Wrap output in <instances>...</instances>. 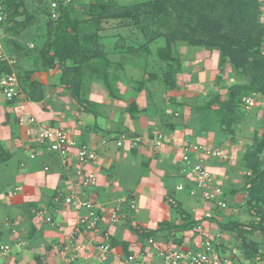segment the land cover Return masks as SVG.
Returning <instances> with one entry per match:
<instances>
[{
	"label": "crops",
	"instance_id": "1",
	"mask_svg": "<svg viewBox=\"0 0 264 264\" xmlns=\"http://www.w3.org/2000/svg\"><path fill=\"white\" fill-rule=\"evenodd\" d=\"M9 38L4 34V44ZM4 51L17 58L18 69L26 68L30 57H21L5 45ZM196 54L195 64L201 62L202 71L182 75L175 88H168L155 75L130 80L133 84L125 81L126 70L133 68L128 61L125 72L120 68L114 81L93 78L85 91L71 94L57 84L53 70L35 61L31 66L39 67V72L26 80L24 72L22 98L9 102L0 94V245L7 247L0 252V264H101L94 251L101 237L85 231L75 235L77 218L86 212L64 205L63 198L72 193L99 212L100 231L109 233L108 245H115L109 257L114 264L123 255L121 244L135 253H153L138 231H153L162 220L179 226L185 212L198 220L203 207L196 203V208L187 210L179 200L178 193L189 197V182L181 174L182 149L186 141L213 146L215 136L202 129L187 91L211 84L218 74V53ZM105 85H110L112 96ZM31 127L63 129L93 151L95 159L85 169L94 173L96 184L80 187L58 155L27 136ZM155 134L162 137L156 149ZM120 137L137 139L138 146L129 149L125 142L118 147ZM208 164L215 176L224 171L221 165ZM179 185L185 190L178 191ZM112 211L120 220L109 225ZM174 239L187 240L184 232Z\"/></svg>",
	"mask_w": 264,
	"mask_h": 264
},
{
	"label": "rangeland",
	"instance_id": "2",
	"mask_svg": "<svg viewBox=\"0 0 264 264\" xmlns=\"http://www.w3.org/2000/svg\"><path fill=\"white\" fill-rule=\"evenodd\" d=\"M242 1L58 0L59 9L67 10L59 26V9L56 19L51 16L52 0H12L6 32L10 38L4 45L21 57H30L23 71L16 68L20 77L25 72L26 80L39 72V67L31 66L36 61L44 69L53 70L57 84L71 94L85 91L93 78L107 76L105 81H114L128 61L133 68L126 70L125 81L134 83L155 75L168 88L171 84L175 88L177 80L184 79L182 75L195 74V69L202 71L201 62L195 64L196 53L217 52L218 74L211 84L185 88L191 95V108L200 114L202 129L208 128L207 132L215 136L213 146L197 143L196 156L203 159L207 170L208 163L224 169L216 176L208 171L210 183L221 187L215 201L226 203L225 209L213 211L217 220L210 224L216 225L209 226L208 232L222 250L219 253L228 255L232 264H264V204L259 202L261 197L254 187L257 180L264 189V0H253L257 30L263 34L258 48L250 50L258 66L235 69L232 50L240 51L245 44L238 41L241 35L236 27L243 21L233 10H239ZM178 4L185 8L183 12ZM227 6L232 7L233 22L225 11ZM202 41L212 47L205 49ZM215 43L225 50L217 51ZM141 46H146L147 52L139 49ZM167 46L171 53L168 62L160 56ZM253 62L249 58L246 64ZM244 100H251L253 105L246 109ZM160 140L155 149L161 146ZM178 195L187 210L196 208V203L205 205L197 196Z\"/></svg>",
	"mask_w": 264,
	"mask_h": 264
},
{
	"label": "built area",
	"instance_id": "3",
	"mask_svg": "<svg viewBox=\"0 0 264 264\" xmlns=\"http://www.w3.org/2000/svg\"><path fill=\"white\" fill-rule=\"evenodd\" d=\"M4 1L6 0H0V94L6 101L10 102L22 98L24 93L16 71L18 60L16 57L8 56L4 51V28L7 17ZM50 5L52 8L51 16L56 19L57 11L60 7L58 0H52ZM3 68L7 71H3ZM244 102H246V109L248 106L253 105L251 100H244ZM29 124H32V120L29 121ZM26 134L37 145L45 146L48 151L58 155L62 164L74 172L80 187H92L96 184L94 173L85 169L87 164L94 161V152L89 150L85 144L76 141L67 131L51 127L38 129L31 127L26 131ZM160 139L161 135L157 134L154 137L152 146L158 147ZM125 142L129 149H133L138 146L139 141L137 139L124 141V138L120 137L116 145L123 147ZM196 150H198L197 144L188 143L187 141L184 143L181 157V174L189 182L188 190H186L188 196L201 198L205 205L196 221L197 224L192 226L189 231L184 232V238H187V240L177 245L173 242L165 243L149 238L145 243L149 249L153 250V253L140 254L129 251L126 256L122 253L119 264H232L228 255L219 253L222 250L215 246L214 237L210 236L208 232L209 226L212 224H210L211 220L216 217L213 211L225 209L226 203L219 199L215 201V198L222 193L221 187L210 183L212 178L203 163V159L196 156ZM213 155L215 154L213 153ZM176 189L178 191L185 190L182 185L177 186ZM63 203L75 211L85 210L86 214L77 218L78 228L75 231V235L80 236L85 231L94 236H100V242L94 250L97 260L101 264H114L109 262V257L113 250L107 244L109 233L100 231L101 219L95 207L86 201H82L73 193L64 197ZM119 220L120 216L115 211H112L108 218L109 225L117 224ZM47 222H49V219H47ZM6 250V246L0 245L1 253Z\"/></svg>",
	"mask_w": 264,
	"mask_h": 264
},
{
	"label": "trees",
	"instance_id": "4",
	"mask_svg": "<svg viewBox=\"0 0 264 264\" xmlns=\"http://www.w3.org/2000/svg\"><path fill=\"white\" fill-rule=\"evenodd\" d=\"M239 4H240L239 10H237V11L233 10V11L238 16V18L241 17V19L243 21L242 23H238L236 25V27L240 28L239 30H240L241 37L238 39V41H244L245 47L243 49H241L240 51L232 50V53L236 56V61H235L236 64H234L232 62V65L235 69H240V68L245 69L246 66H254V67L258 66V65H254L255 63L253 62V56H252V53L250 52V50L254 49L256 47L258 48V46L260 45L258 40H260V38L263 36V34H262V31L257 30L258 25H256V20H255V3H254V1L253 0H243L242 3H239ZM4 5L7 9L6 26L4 28V34H6V32L9 30V25H7V23H9L11 20V17H10L11 11L10 10L12 7V0L4 1ZM178 5L181 6L180 11L183 12L185 8L181 4H178ZM230 9H232V7H230V6L225 7V11H226L227 15L231 16L230 20L233 22V21H235V19L233 18V15H232L233 12ZM66 11L67 10L64 7L63 8L61 7L59 9V21H58L59 26L61 25L60 23L63 21V15H65ZM253 34H256V36L254 37L253 41H251V36ZM224 37H226V35H224ZM248 43H249V45H248ZM202 44L204 45L203 47L205 49L208 47H212L211 43L209 44L205 41H202ZM218 44L219 43H215L214 47L217 48L218 49L217 51H219L221 53L225 49H224V47H221V45H218ZM139 49H144L143 51L147 52L146 46H141ZM208 50H215V49L209 48ZM131 53H133V52H131ZM169 55H171V53L169 51V47L167 46L166 51H164V52L161 51L160 56H161L163 61L164 60L167 61V60H169ZM249 58H252L253 64L252 63L246 64V62L248 61ZM172 62H174V61H172ZM173 64H176V66H178L177 62H175ZM259 66L261 67V65H259ZM169 69H171V66H169ZM257 69H258V67H257ZM2 70L7 71L4 68ZM255 71H256V69H255ZM104 75H106V73ZM106 77H105V79H106ZM168 78H170L169 75H168ZM18 80H19V83L21 85V88H23L22 82L24 81V77L23 76L20 77V75L18 74ZM105 86L109 92V95L112 96L113 95L112 89L108 85H105ZM171 86H172V84H171ZM24 91L25 90L23 89V92ZM254 187H255L256 195L261 197L259 202L264 204V189L262 188L261 183H258L256 180V182L254 183ZM249 191H250V189H249ZM183 215H185V218L183 219V223L180 224L179 226H176L175 224H172L169 221H163V222H160L158 224L157 228L153 231H143V232L138 231L140 240L144 243L145 241H147V239L153 238L157 241H163L165 243L173 242V243H176L177 245H180L181 241L179 239L175 240L174 239L175 235L177 233H183V232L189 231L192 228V226L197 224V222L195 220H193L192 215H189L188 212L183 213ZM263 216H264V212H263ZM109 246L114 247L115 245H113V243H111V244H109ZM121 250L125 256L129 254V250H127L126 244H121Z\"/></svg>",
	"mask_w": 264,
	"mask_h": 264
}]
</instances>
